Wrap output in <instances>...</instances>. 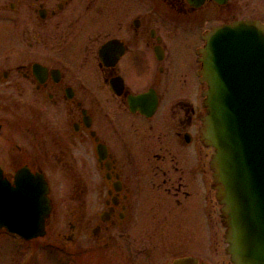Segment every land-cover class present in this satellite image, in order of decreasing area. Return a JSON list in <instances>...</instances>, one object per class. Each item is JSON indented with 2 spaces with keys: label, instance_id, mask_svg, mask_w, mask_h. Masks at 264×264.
<instances>
[{
  "label": "flooded vegetation",
  "instance_id": "af4514ba",
  "mask_svg": "<svg viewBox=\"0 0 264 264\" xmlns=\"http://www.w3.org/2000/svg\"><path fill=\"white\" fill-rule=\"evenodd\" d=\"M234 21L264 0H0V190L45 182V230L71 191L90 264H231L200 49Z\"/></svg>",
  "mask_w": 264,
  "mask_h": 264
},
{
  "label": "water",
  "instance_id": "95a60500",
  "mask_svg": "<svg viewBox=\"0 0 264 264\" xmlns=\"http://www.w3.org/2000/svg\"><path fill=\"white\" fill-rule=\"evenodd\" d=\"M204 40L202 138L214 149L226 252L232 264H264V25L234 21L212 28ZM47 192L43 181H31L24 196L0 190V229L25 240L44 236Z\"/></svg>",
  "mask_w": 264,
  "mask_h": 264
},
{
  "label": "rangeland",
  "instance_id": "374dc122",
  "mask_svg": "<svg viewBox=\"0 0 264 264\" xmlns=\"http://www.w3.org/2000/svg\"><path fill=\"white\" fill-rule=\"evenodd\" d=\"M60 195L62 201L53 209L43 237L25 242L0 230V264H90V240L84 235L89 224L84 219L80 225L81 215L88 218L90 209L73 206L71 191L63 189ZM75 215H79L76 220ZM71 223L76 226V239L67 244L61 234L70 231ZM79 248L84 249L82 253ZM203 257L207 263H215L209 252Z\"/></svg>",
  "mask_w": 264,
  "mask_h": 264
}]
</instances>
